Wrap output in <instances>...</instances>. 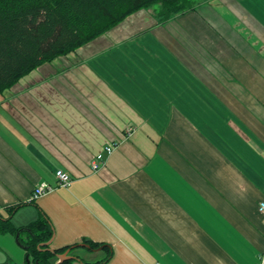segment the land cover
I'll return each mask as SVG.
<instances>
[{
  "label": "crops",
  "instance_id": "obj_1",
  "mask_svg": "<svg viewBox=\"0 0 264 264\" xmlns=\"http://www.w3.org/2000/svg\"><path fill=\"white\" fill-rule=\"evenodd\" d=\"M262 200L264 0L141 9L0 93V214L46 216L75 264H259ZM15 236L0 264H25Z\"/></svg>",
  "mask_w": 264,
  "mask_h": 264
},
{
  "label": "trees",
  "instance_id": "obj_2",
  "mask_svg": "<svg viewBox=\"0 0 264 264\" xmlns=\"http://www.w3.org/2000/svg\"><path fill=\"white\" fill-rule=\"evenodd\" d=\"M153 6L158 20L166 21L191 9L193 0H0V93L38 66L75 51L129 15ZM17 207L8 209L5 218L0 214V232L19 233L18 242L34 263L54 264L56 253L76 246L49 250L50 245L44 243L53 234L50 221L41 215L27 226L15 227L10 216ZM85 242L90 248L98 246ZM108 258L92 264H102ZM75 262L82 261L65 259L59 264Z\"/></svg>",
  "mask_w": 264,
  "mask_h": 264
},
{
  "label": "built area",
  "instance_id": "obj_3",
  "mask_svg": "<svg viewBox=\"0 0 264 264\" xmlns=\"http://www.w3.org/2000/svg\"><path fill=\"white\" fill-rule=\"evenodd\" d=\"M127 132H130V129H128ZM113 148L114 146L111 143L104 145L102 150L96 153V155L92 159L91 168L94 170H97L101 165H103L107 155L112 152ZM54 177H55L57 185L59 186H68L71 183V177L69 173L64 171L63 169H56L54 172ZM52 190H53V187L51 185H49L45 181H42L32 191L30 200L34 201L37 198L51 192ZM258 210L264 217V200L259 202ZM260 261L261 262L259 264H263L264 254L261 256ZM155 264H160V263H155Z\"/></svg>",
  "mask_w": 264,
  "mask_h": 264
},
{
  "label": "water",
  "instance_id": "obj_4",
  "mask_svg": "<svg viewBox=\"0 0 264 264\" xmlns=\"http://www.w3.org/2000/svg\"><path fill=\"white\" fill-rule=\"evenodd\" d=\"M18 234H16V239L18 241ZM51 242V239L49 241H47L46 243H44L45 245H49ZM86 245V244H85ZM89 246V245H87ZM49 250L53 251L52 249L48 248ZM54 252V251H53ZM69 249H66L63 253L61 254H57L56 253V257H57V261L55 262V264H59L61 261L65 260V259H75V260H79L77 257L72 256V255H68ZM30 263V258L28 256L25 257V264H29ZM35 264H37V262H35Z\"/></svg>",
  "mask_w": 264,
  "mask_h": 264
},
{
  "label": "rangeland",
  "instance_id": "obj_5",
  "mask_svg": "<svg viewBox=\"0 0 264 264\" xmlns=\"http://www.w3.org/2000/svg\"><path fill=\"white\" fill-rule=\"evenodd\" d=\"M15 239H16V236H15ZM15 242L20 247V249H23L24 250V247L21 244H19V242L17 241V239L15 240ZM75 252L78 253L80 256H83L85 258H93V257L96 258V256H94V255H89V253L85 249H83V248H79Z\"/></svg>",
  "mask_w": 264,
  "mask_h": 264
}]
</instances>
